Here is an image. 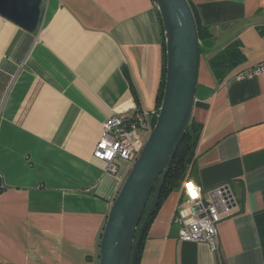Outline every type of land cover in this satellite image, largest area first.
Masks as SVG:
<instances>
[{
	"label": "crops",
	"instance_id": "0c3cea01",
	"mask_svg": "<svg viewBox=\"0 0 264 264\" xmlns=\"http://www.w3.org/2000/svg\"><path fill=\"white\" fill-rule=\"evenodd\" d=\"M212 40L200 55L192 120L203 126L204 194L232 188L220 249L179 239L184 192L164 201L139 264H264V0H189ZM153 0H44L30 33L0 16V264H99L106 221L131 168L93 156L112 116L156 117L163 34ZM238 43L245 63L219 79L212 59Z\"/></svg>",
	"mask_w": 264,
	"mask_h": 264
},
{
	"label": "water",
	"instance_id": "95a60500",
	"mask_svg": "<svg viewBox=\"0 0 264 264\" xmlns=\"http://www.w3.org/2000/svg\"><path fill=\"white\" fill-rule=\"evenodd\" d=\"M43 2L0 0V16L34 33L40 27ZM153 2L165 33L167 71L163 100L145 147L109 212L99 264H138L147 226L193 116L201 46L194 13L188 0Z\"/></svg>",
	"mask_w": 264,
	"mask_h": 264
},
{
	"label": "built area",
	"instance_id": "2783aa9c",
	"mask_svg": "<svg viewBox=\"0 0 264 264\" xmlns=\"http://www.w3.org/2000/svg\"><path fill=\"white\" fill-rule=\"evenodd\" d=\"M264 75V62L235 74L231 81H246ZM147 114L136 112L132 117L114 115L104 124L93 156L106 164V171L117 174V160L135 164L155 126ZM158 116V114L156 115ZM184 206L174 217L179 225V239L183 242L206 244L213 253L220 249L219 225L236 211V200L229 184L221 185L204 194V189L194 180L183 187Z\"/></svg>",
	"mask_w": 264,
	"mask_h": 264
},
{
	"label": "trees",
	"instance_id": "16d2710c",
	"mask_svg": "<svg viewBox=\"0 0 264 264\" xmlns=\"http://www.w3.org/2000/svg\"><path fill=\"white\" fill-rule=\"evenodd\" d=\"M188 2L190 3V6L192 8V11L196 19L200 43H201L200 55H202L203 52L206 50V47L210 44L212 40L211 39L212 36H211L210 30L201 24L200 19L197 15V12L193 4L189 0ZM158 16H159V20L161 23L162 34H163V66H162V80H161L160 89H159L158 96H157L156 114L159 113V110L161 108L164 90H165L166 71H167L166 70L167 56H166L165 33H164L162 20H161L159 13H158ZM262 34L264 35V30L262 31ZM244 63H245V57L243 55L241 47L239 46L238 43H232L224 51H222L218 55L217 58L212 59L210 62V65L215 70L214 72L216 73L218 78L223 79L229 74L230 71L236 69L237 67H239L240 65ZM156 120H157V116L155 117L153 124L156 123ZM202 132H203V126L191 120L189 129L186 132V135L182 143L180 144L179 149L176 153V156L172 162L170 172L167 176L165 185L161 192L158 207L155 211L154 216L151 218L150 223L147 226V229H146V232L143 238V242H142V245L139 251V255H138V264L140 263L142 249L145 243L148 229L151 223L153 222L155 216L160 211L164 201L169 197L171 193L178 191V190L183 191L185 182L188 180H194L193 178L197 176V168H196L197 148L200 142V138L202 136ZM155 190L153 191L151 195V199L154 196ZM151 199H150V202H151ZM150 202L148 203V206L145 210V214L148 211Z\"/></svg>",
	"mask_w": 264,
	"mask_h": 264
}]
</instances>
